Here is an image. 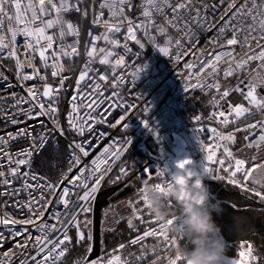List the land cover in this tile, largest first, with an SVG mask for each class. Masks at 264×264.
<instances>
[{
	"label": "snow or ice",
	"instance_id": "obj_1",
	"mask_svg": "<svg viewBox=\"0 0 264 264\" xmlns=\"http://www.w3.org/2000/svg\"><path fill=\"white\" fill-rule=\"evenodd\" d=\"M133 7L142 9L140 16L143 19L134 18L128 14L126 9L130 10ZM105 8L109 14L107 19L104 18L103 9ZM90 9L91 24L101 26L105 31L99 34H94L91 30L88 32L90 40L85 42L87 59L75 80L76 90L69 99L70 110L66 115L68 131L81 139H73L68 142L66 168L60 169L55 179H49L32 170L33 154L40 155L41 150L45 149L50 140L65 136V128L59 120L58 103L59 95L65 87V81L69 79V76L64 73L66 70L70 72L71 68H66L63 58L71 59L74 55L80 54L78 52L80 27L66 19L65 14L74 11L79 14L81 19H84L89 17ZM166 9L167 11H165ZM154 13L163 16V23L155 22ZM5 21H7V34L4 31ZM153 28L157 34L164 37L163 45H160L156 36L152 35ZM169 28L175 30V37L169 34ZM199 31L214 32L206 45L212 50L205 52L202 48H196ZM138 32H142L164 56L172 55L177 61L183 55H189L190 49H195L191 52L192 61H185L183 65L186 69H195L188 73L184 90L187 92L196 88L201 91L215 89L219 100L214 95V104L224 101L228 106L223 110L213 112L209 118L218 119L222 126L230 124L233 126L228 132L218 130L216 127L207 130L202 127L196 129L197 132L208 131L210 133L209 142L200 141L206 161L201 171L206 178L226 180L228 184L250 192L264 202V191L260 190L264 189V183L255 181L252 177V172L264 164V161L260 164L248 165L244 158L234 155L231 147L237 140L236 133L241 132L244 133L243 140L247 142L246 147H255L259 151L260 146L264 145V118L252 123H239L241 118L247 119V115H251L253 109L264 117V95L257 92L258 88L264 87V71L248 72V65L252 61H259L258 67L264 69V0H240L239 3L237 0H216L212 5L204 0H143L139 5H134L133 0H100L98 9L96 0H27L26 3H22V0H0V59L14 60L18 81L37 79L42 82L25 87L27 98L21 96L15 99L16 104H29V108L20 107L17 109L24 116L23 121L18 119L10 121L14 125L24 123V127H19L15 132L6 134L13 140L17 137L28 140V146L17 151L14 154L15 159L12 153L4 151V147H0V152H3L8 162L15 165V167H9L8 173L15 176L20 171V166H25L27 170L21 173V176L29 177L34 183L25 179L23 187L38 190L35 195L29 193V199L23 204L16 202L18 207L27 210V215L23 218H16L7 212L0 215V225L4 226L0 228V242L8 239L4 234L6 230L15 242L17 249L28 250L31 248L33 250L31 252L21 251L20 255L23 258L19 260V264H63V257L74 244H83L85 248L84 255L74 261V264H128L127 259L122 260L121 255L117 254V249L108 254L106 260L102 257L89 258L94 237L92 232L86 229L87 225L91 223L89 214L93 212V201L96 199L101 182L112 171L114 161L110 163L109 157L119 160L126 148L124 145H121L119 149L110 146L104 148L103 152L92 158L90 162H83L84 158L89 157L92 148L91 140L85 138L86 131L94 136L93 123L97 121V116H99L100 122H103L107 112L111 109L109 107L104 116H100L99 113L94 116L91 111H85L81 116V104L86 109H93L94 105L99 107V104L104 101L100 99L98 103L96 98L85 96L80 91V83L89 76L90 72L97 71L91 65L98 59L101 65L111 67L113 73L111 96H118L116 88L124 84V77L116 69L126 65L125 54L132 52L128 41H133L140 49L145 47V44L137 36ZM116 34H121L123 41ZM18 35L24 37L25 55L23 58L18 54ZM66 36H72L75 39L71 44H68L65 42ZM57 40L60 41L59 44H57ZM101 40L104 41L105 46H98L97 41ZM54 45L56 46L54 47ZM235 46L243 50L242 55L236 52ZM118 48H122L124 54L116 52L115 49ZM37 55L39 65L34 63ZM134 55H139V53ZM146 67L147 65L143 64L132 73L133 83ZM25 68H30L32 71L26 72ZM49 69H51L50 75L58 78V84L55 87L47 82ZM221 73L225 79L236 77V84L232 87L222 88ZM242 73H247V83L239 78V74ZM0 79L7 80V76L0 72ZM99 80H109V76L101 73ZM21 86L23 87V84ZM94 87L100 89L101 85L97 83ZM231 92L238 93L241 102L233 104L229 101L227 98ZM12 95L16 96L15 93ZM78 96L80 97L79 101ZM98 96L102 97L103 93H99ZM243 101H246V104ZM135 107L134 102H126L124 112ZM143 111L147 113L149 107L144 106ZM39 117L47 119L38 120ZM195 119L199 122L201 118L196 116ZM27 120L36 121L41 129L35 131L33 125L26 123ZM124 120L125 115H121L116 123ZM49 121L52 127L48 126ZM142 123L145 128L153 131L147 119L142 120ZM110 126L115 127L116 124ZM121 126L127 129L128 123L125 122ZM257 129L258 131H251ZM130 143L131 138H127L126 144ZM7 145L8 140L4 136H0V146ZM254 159L255 157H253ZM102 165H104L103 168ZM217 165L218 167H216ZM70 173L71 175H69ZM126 175V168L121 166L119 174L110 182H118ZM153 175L156 177V180L152 182L154 188L162 193L165 192L166 186L170 183V176H167L162 170H158L155 174L146 170L142 182L152 179ZM0 177H5L3 170H0ZM250 178L252 185L260 187H250L248 183ZM0 183L10 184L11 181L5 177L0 180ZM141 189L142 185L136 189L137 200L129 201L132 206V216L127 219L128 227L135 228L133 219L139 220L141 223H148L143 220L142 209L135 207V204L141 201L143 206L149 210L154 226L146 228L130 243L135 245L146 237H154L166 248H178L180 246L178 238L169 235L165 231V223L154 217L147 202V195L142 194ZM165 203L169 210L174 208V202L166 200ZM49 205H51V210H49ZM58 206H62V211L57 210ZM46 211L49 212L48 219H44ZM106 215L107 213H105ZM81 219H83V223ZM48 220H53L55 223H49ZM176 220V217H169L166 224L172 225ZM15 225L21 227L16 228ZM29 225L35 229V235L26 227ZM70 231H74V236L69 234ZM17 237H22V239L17 240ZM29 242L31 243L29 244ZM2 246L0 243V247ZM245 246L246 251L239 252L242 259L233 260L230 264H249V261L256 262L258 260V257L254 255L252 243L242 241L241 249H244ZM124 247V243L118 245V249ZM144 248L145 245L141 244V253L136 257L137 261H142L145 258ZM150 251L155 253V247ZM16 255L17 252L11 248L0 253V264H12V257ZM164 259L166 264H180L183 258L176 253L175 255L168 254ZM159 260L161 257L156 255L151 264H157Z\"/></svg>",
	"mask_w": 264,
	"mask_h": 264
},
{
	"label": "built area",
	"instance_id": "obj_2",
	"mask_svg": "<svg viewBox=\"0 0 264 264\" xmlns=\"http://www.w3.org/2000/svg\"><path fill=\"white\" fill-rule=\"evenodd\" d=\"M26 2L27 0H22V3ZM142 2L143 0H138L137 2L133 1L134 5H139ZM204 2L212 5L215 4L216 0H204ZM239 2L240 0H237V3ZM99 3L100 0H96L97 9ZM103 11L105 13L104 18L107 19L109 15L108 10L105 8ZM126 11L131 17L143 19V17L140 16L142 9L139 7H133L130 10L126 9ZM165 11H167V9ZM71 12L74 11H70L69 13L65 14L66 19L70 20L68 16ZM89 12L88 29L84 37L81 35L79 37L80 44L78 46V52L80 54L78 56L74 55L71 57V59L63 58L66 68H71L70 72L66 70L64 73V75L69 76V79L65 81V87L59 95L58 103L59 120L61 125L65 128V136L58 137L56 140H50L45 146V149L41 150L40 155L49 147H52L55 150H60L63 147L67 149L66 146L69 141L73 139H81V137L68 131L66 115L70 110L69 99L76 90L75 80L78 78L79 71L83 69L84 62L87 59L85 53V42L90 40L88 32L91 30L94 34H99L105 31L103 27L91 24V9ZM216 14L218 15L219 13L217 12ZM153 15L156 23H163V16L157 15L155 13ZM4 31L7 34V21H5L4 24ZM151 31L153 33L154 28ZM168 32L173 37L176 36L174 29L169 28ZM116 35L123 41V36L121 34ZM213 35V31H199L196 48H202L205 52L212 50L211 48L206 47V45L207 41L210 40ZM137 36L139 39H141L142 43L145 44V47L140 49L139 46L133 41H128L132 52L125 54L126 65L116 69V71L124 77V84L116 88L118 96H111L113 91V84L111 81V76L113 73L111 67L109 65H101L98 59L95 60L91 65V67L97 71L90 72L89 76L80 83V91L85 96L96 98L98 103L100 99H103L104 101L103 103L99 104V107L94 105V110L86 109L84 105L81 104V116L85 111H91L94 116H96L97 113H99L100 116H104L107 109H109V107L111 109L107 112L103 122H100V118L97 116V121L93 123V131L95 133L94 136L86 131L85 138L91 140L92 148L89 157L84 158L83 162H90L92 158L103 152L104 148H108L110 146L111 148L119 149L121 145H124L126 148L119 160H116L115 157H109L110 163L114 161V163H112V171L105 177V180L101 182V187L96 194V199L93 201V204L97 201L98 195L102 191L117 186L125 178H127L131 172H136V179L138 181L139 187L142 185V179L144 178L146 170H150L153 174H155L158 170H162L165 171L167 176H170L174 170L173 162L180 155L191 156L196 161L198 168L202 170V166L206 163V161L205 152L201 149L200 141L204 140L206 143L209 142L208 137L210 136V133L208 131L197 132L196 129L202 127L203 129L207 130L212 127H216L218 130L228 132L232 127L231 124L228 126H222L219 124L218 119L209 118L213 112L223 110L228 106L224 101H220L219 104H214V95L216 96V99L219 100V95H216L215 89H205L201 91V89L196 88L190 89L187 92L184 90V84L188 73L190 71H195V69L189 70L183 65L185 61H192L193 57L191 52L195 51V49H190L189 55H183L181 59L177 61L172 55L164 56L162 53H160L158 48L150 43L148 38L145 37L142 32H138ZM74 39L75 38L72 36H66L65 42L71 44ZM59 43L60 41L57 40V44ZM97 44L98 46H105L103 40L97 41ZM159 44L163 45L164 43ZM17 45L18 54L21 56V58H23L25 53L23 50L24 37L22 35L17 36ZM55 46L56 45H54V47ZM235 47L236 52L242 55L243 50L238 46ZM115 51L124 54L122 48L115 49ZM135 53H139V55H134ZM34 63L39 65L40 62L38 55L36 56ZM259 63V61L250 62L248 65V70L253 65ZM143 64H146L147 67L139 74V78L133 83L132 73ZM221 67H223V65H221ZM24 71L31 72L32 70L30 68H25ZM48 71L49 75L47 82L53 84L54 87L57 86L58 78H54L50 75L51 69ZM0 72L7 76V80L0 79V136H4L5 139L8 140L7 146L0 147H4V151L12 153L13 158L15 159L14 154L20 149L26 148L29 143L28 140H25L21 137H17L15 140H13L11 137L6 135L9 132H15L19 127H24V123H18L14 125L10 121L11 119L23 121L24 116L19 113L17 109L20 107H23L24 109L29 108V104H16L15 99H18L21 96L27 98L25 87L31 86L33 84H40L42 82L38 81L37 79L18 81L15 74V62L9 58L0 59ZM101 73L107 74L109 76V80H99V74ZM245 75L246 73L239 74V78L243 79L245 83H247L244 79ZM229 79H234L235 83L237 82L236 77L225 79L221 73L220 82ZM97 83L101 85L100 89H96L94 87ZM21 84H23V87ZM37 90L39 91L40 89L38 88ZM101 92L103 93V96L99 97L98 94ZM13 93L16 94L15 97L12 95ZM258 93L260 95H264L262 92ZM209 98L211 100H209ZM79 99L80 97L78 96V101ZM206 99L208 101H205ZM227 99L229 101H232V99H237L241 102V97L239 94L234 92H231ZM126 102H134L136 107L134 109H128V111L125 113L124 105ZM243 102L246 104V101ZM144 106L149 107V111L147 113L143 111ZM258 114L260 113L253 109L252 114L247 115V119ZM121 115H125V120L121 121L120 123H116ZM196 116L201 118L199 122L195 119ZM37 119L46 120L47 118L39 117ZM144 119L149 121L150 127L153 129V131H150L148 128L144 127L142 123V120ZM247 119L241 118L239 123H242V121L245 122ZM125 122L128 123L127 129L121 126ZM26 123L33 125L35 131H39L41 129V126L34 120H27ZM89 123L92 122L89 121ZM111 124H116V126L111 127ZM48 126L52 127L50 121ZM35 131L33 133L34 135ZM251 131H258V129ZM243 135L244 133L242 134L240 149L248 150L254 155L258 154L264 145L260 146L259 151H257L255 147H246L245 145L247 142L243 140ZM127 138H131L130 144H126ZM231 147L233 148V146ZM233 152L234 155H236L234 148ZM40 155H37L36 153L33 154L32 170L37 173H39V171L36 169L35 163ZM67 157L68 151H66L64 156L63 166L56 168L57 175L60 169L66 168ZM121 166L126 168L127 175L118 182L111 183L110 181H112L113 178L119 174V169ZM9 167H15V165L10 164L7 158L3 155V152H0V170H3L5 172V177L11 181L10 184L0 183V215H2L4 212H7L9 215L16 218H23V216L27 215V210L18 207L16 202L23 204L29 199V193L35 195L38 190L25 189L23 187L25 179H28L30 183H34L29 177L21 176V173L27 170L25 166H20V171L16 173L15 176H12L8 173ZM101 167L103 168L104 165ZM216 167H218V165ZM69 175H71V173ZM5 177H0V180H3ZM155 180L156 177L153 175L152 179H150V182H154ZM206 181L220 180L206 178ZM140 203L143 204L142 201ZM49 210H51V205H49ZM57 210L62 211V206H58ZM48 216L49 212L46 211L44 219H48ZM48 222L55 223L53 220H48ZM37 223H40V221H37ZM3 227L4 226L0 225V228ZM14 227L20 228L21 226L15 225ZM26 227L29 228L33 235L36 234L35 229L30 225ZM72 233H74V231L69 232L70 235ZM4 234L8 237V239L4 242H0L3 245L0 247V253L7 251L9 248H11L13 251H16L17 255L12 257V264H19V260L23 258L20 255L21 251H33L31 248L28 250L17 249L15 242L6 230ZM16 239L19 240L22 239V237H17ZM149 240L157 241V238L146 237L140 243L131 245L133 247H140L141 244H145ZM30 243L31 242H29V244ZM160 244L164 246L162 242ZM68 254L69 252L66 253L65 257H63V263ZM117 254L121 255L122 260L127 259L128 264L131 263V255H127L120 250L117 251ZM104 259L106 260L108 257Z\"/></svg>",
	"mask_w": 264,
	"mask_h": 264
},
{
	"label": "trees",
	"instance_id": "obj_3",
	"mask_svg": "<svg viewBox=\"0 0 264 264\" xmlns=\"http://www.w3.org/2000/svg\"><path fill=\"white\" fill-rule=\"evenodd\" d=\"M133 1L137 2L138 0ZM68 17L74 24L79 25L80 35L84 37L89 26V17L81 19L76 12H71ZM209 100L211 99L209 98ZM262 118L264 117L261 114L253 115L245 122H254ZM66 151L65 147L60 150H55L52 147L47 148L37 158L36 169L40 174L55 179L57 176L56 168L63 166ZM130 184L131 188H127ZM206 184L210 191L211 201L213 203L219 202L222 209L219 215L215 213L213 215L220 226L221 239L226 245L225 255L238 259L241 242L249 241L253 245L254 255L258 257L256 262L250 264H264V203L259 202L253 195L243 192L239 187L228 184L224 180L206 181ZM118 186H120L119 189L110 195L107 204L101 209V252L99 257L106 258L108 254L113 253L114 249H117V251L120 250L127 255H131L130 264H151L156 255L161 257L157 264H165L164 257L173 254L174 248H165L157 241L149 240L143 244L145 245V258L142 261H137L136 257L141 253V246L133 247L130 243L134 237L141 234L146 228L154 226L151 222L152 216L149 215V210L139 202L144 217L143 220L148 221V223H141L139 220L133 219L135 228L130 229L128 227L127 219L132 211L129 201L137 200L136 189L139 188L136 172H131L127 178L115 187ZM115 187L112 189H115ZM124 207H127L128 210H123ZM105 213H107L106 216ZM71 235L74 236V233ZM121 243H124L125 247L118 249V245ZM179 243H182V241H179ZM153 247L156 249L155 253L150 251ZM84 252L83 244H74L63 264H74V261L83 256Z\"/></svg>",
	"mask_w": 264,
	"mask_h": 264
},
{
	"label": "clouds",
	"instance_id": "obj_4",
	"mask_svg": "<svg viewBox=\"0 0 264 264\" xmlns=\"http://www.w3.org/2000/svg\"><path fill=\"white\" fill-rule=\"evenodd\" d=\"M173 168L170 183L163 193L154 188L150 180L142 182L141 191L147 195L150 211L158 221L165 223L169 235L182 241L173 252L183 258L180 264H223L227 249L213 215H219L222 209L218 202L211 201L205 174L188 155L178 156ZM253 180L264 183V164ZM166 200L174 202L173 209L169 210ZM169 217L177 220L167 225Z\"/></svg>",
	"mask_w": 264,
	"mask_h": 264
},
{
	"label": "rangeland",
	"instance_id": "obj_5",
	"mask_svg": "<svg viewBox=\"0 0 264 264\" xmlns=\"http://www.w3.org/2000/svg\"><path fill=\"white\" fill-rule=\"evenodd\" d=\"M152 35H154V36H156V39H157V42L158 43H164V37L163 36H161V35H159V34H157L156 33V31H155V29H154V31H153V33H152ZM249 72H252V73H255V72H260V71H264V69H260L259 67H258V64H255V65H253L249 70H248ZM244 79L246 80V82H247V73H246V75H245V77H244ZM236 83H235V81H234V79H229V80H225V81H222L221 82V86H222V88H224V87H232V86H234ZM261 90H262V93L264 94V87H260V88H258L257 89V92H261ZM216 95H218L217 93H216ZM245 152V154L247 155V162H248V165H252V164H260L262 161H264V146H263V148L260 150V152L258 153V154H256V155H254V154H252L250 151H248V150H244ZM253 157H255V159L253 160ZM257 170H258V168H256L253 172H252V177L256 174V172H257ZM225 182H227L226 180H224ZM249 186L250 187H257V188H259L260 186L259 185H252V183H251V178H250V180H249ZM127 188H131V184L127 187ZM241 189V188H240ZM242 190V189H241ZM260 190H262V191H264V189H260ZM243 191V190H242ZM243 192H247V191H243ZM250 195H253L252 193H250V192H248ZM255 198H256V200H258L259 202H262L258 197H256L255 195H253ZM264 203V202H263ZM135 207L136 208H139L140 209V205L138 204V203H136L135 204ZM93 208H94V204H93ZM123 210H128L127 209V207H124L123 208ZM122 210V211H123ZM142 214V213H141ZM130 216H132V211L130 212ZM144 218V217H143ZM89 219L91 220V223H89L88 225H87V231H91L92 232V227H93V215H92V213L91 214H89ZM81 222L83 223V219H81ZM166 248V247H165ZM241 250H244V251H246V246H245V248L244 249H241ZM240 250V251H241ZM238 259H242L240 256H239V253H238ZM250 263H252V261H249V264ZM166 264V263H165Z\"/></svg>",
	"mask_w": 264,
	"mask_h": 264
},
{
	"label": "water",
	"instance_id": "obj_6",
	"mask_svg": "<svg viewBox=\"0 0 264 264\" xmlns=\"http://www.w3.org/2000/svg\"><path fill=\"white\" fill-rule=\"evenodd\" d=\"M120 186L115 187V189H108L105 191H102L99 195L98 198L103 197L100 201L98 200L97 202L94 203V208H93V227H92V234H93V246H92V251L89 254L90 259H95L100 256L101 252V209L103 206L107 204L108 198L110 197L111 194L114 193L115 190L119 189ZM233 260H240L237 258L229 257L227 255L224 256V262L223 264H230L231 261Z\"/></svg>",
	"mask_w": 264,
	"mask_h": 264
},
{
	"label": "crops",
	"instance_id": "obj_7",
	"mask_svg": "<svg viewBox=\"0 0 264 264\" xmlns=\"http://www.w3.org/2000/svg\"><path fill=\"white\" fill-rule=\"evenodd\" d=\"M261 92H262V90H261ZM233 104L234 103H236V102H240V101H238L237 99H232V101H231ZM242 123H245V122H242ZM246 123H252V121H248V122H246ZM245 123V124H246ZM233 127V126H232ZM232 127L229 129V131L232 129ZM242 132L241 133H236V136H237V140H236V142H235V144L234 145H232L233 146V148H234V150H235V152H236V156L237 157H241V158H244L246 161H247V155L244 153L245 151V149H240V147H241V142H242Z\"/></svg>",
	"mask_w": 264,
	"mask_h": 264
},
{
	"label": "flooded vegetation",
	"instance_id": "obj_8",
	"mask_svg": "<svg viewBox=\"0 0 264 264\" xmlns=\"http://www.w3.org/2000/svg\"><path fill=\"white\" fill-rule=\"evenodd\" d=\"M102 198H103V197L98 198L97 201H98V200L100 201ZM97 201H96V202H97Z\"/></svg>",
	"mask_w": 264,
	"mask_h": 264
}]
</instances>
